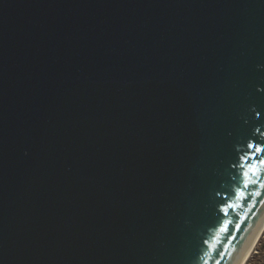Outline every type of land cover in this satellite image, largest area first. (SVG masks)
Wrapping results in <instances>:
<instances>
[{
  "label": "water",
  "instance_id": "obj_1",
  "mask_svg": "<svg viewBox=\"0 0 264 264\" xmlns=\"http://www.w3.org/2000/svg\"><path fill=\"white\" fill-rule=\"evenodd\" d=\"M249 143L264 0H0V264H241Z\"/></svg>",
  "mask_w": 264,
  "mask_h": 264
},
{
  "label": "snow or ice",
  "instance_id": "obj_2",
  "mask_svg": "<svg viewBox=\"0 0 264 264\" xmlns=\"http://www.w3.org/2000/svg\"><path fill=\"white\" fill-rule=\"evenodd\" d=\"M259 115V113H257ZM259 131V130H257ZM250 154L247 157L246 164L249 168H252L253 171L250 173L249 171L245 170L243 172V176L245 177V183H244V188L247 189L250 187V184L248 183V179L251 177H255L254 180L251 181L252 185H255L259 183L260 188H264V173H261L260 175H257V172L255 170V165L251 164V160L255 159L257 160L258 164L264 165V159H260L261 156H264V146L256 144V143H249L247 145ZM241 193H237L239 196ZM262 193L261 192H256L255 195L260 196ZM231 207V205H227L222 211L227 214V209Z\"/></svg>",
  "mask_w": 264,
  "mask_h": 264
},
{
  "label": "rangeland",
  "instance_id": "obj_3",
  "mask_svg": "<svg viewBox=\"0 0 264 264\" xmlns=\"http://www.w3.org/2000/svg\"><path fill=\"white\" fill-rule=\"evenodd\" d=\"M263 240H264V228H263V233L259 237L257 244L253 247L252 251L250 252L244 264H254L255 263V261L257 260V257H256L257 255L255 254V252L258 251V247H259L258 245L262 244Z\"/></svg>",
  "mask_w": 264,
  "mask_h": 264
},
{
  "label": "flooded vegetation",
  "instance_id": "obj_4",
  "mask_svg": "<svg viewBox=\"0 0 264 264\" xmlns=\"http://www.w3.org/2000/svg\"><path fill=\"white\" fill-rule=\"evenodd\" d=\"M263 233V229H262V231H261V233H260V236H261V234ZM259 236V237H260ZM258 240H259V238L255 241V245L257 244V242H258ZM254 245V246H255ZM259 247H258V251H256L255 252V254L257 255L256 257H257V260L255 261V263L254 264H264V240L262 241V244H260V245H258ZM251 251H252V249H251ZM250 251V252H251ZM250 254V253H249ZM249 256V255H248ZM248 258V257H247ZM247 260V259H246ZM245 263V262H244ZM243 263V264H244Z\"/></svg>",
  "mask_w": 264,
  "mask_h": 264
},
{
  "label": "bare ground",
  "instance_id": "obj_5",
  "mask_svg": "<svg viewBox=\"0 0 264 264\" xmlns=\"http://www.w3.org/2000/svg\"><path fill=\"white\" fill-rule=\"evenodd\" d=\"M263 228H264V223H263L262 227L260 228V230L258 231V233H257V235H256V237H255V239H254V241L251 243L250 247L248 248V251H247V253H246L244 259L242 260L241 264H243V263L246 261L248 255H249V253H250V251H251V249H253V247H254V245H255V241L259 238L260 233H261V231H262Z\"/></svg>",
  "mask_w": 264,
  "mask_h": 264
}]
</instances>
